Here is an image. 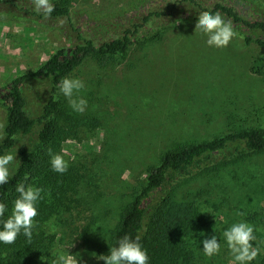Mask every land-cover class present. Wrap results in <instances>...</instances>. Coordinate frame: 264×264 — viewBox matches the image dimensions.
Here are the masks:
<instances>
[{"label":"rangeland","instance_id":"374dc122","mask_svg":"<svg viewBox=\"0 0 264 264\" xmlns=\"http://www.w3.org/2000/svg\"><path fill=\"white\" fill-rule=\"evenodd\" d=\"M197 1L207 7L222 2L251 20H264V0ZM68 3V17L45 18L34 11L32 0H0V124L5 134V86L14 76L37 69L58 48H72L79 34L101 44L139 26L124 59L88 58L69 76L84 81L79 96L88 104L83 114L73 111L58 90L55 117L65 135L59 154L81 177L64 201L60 192L50 195L49 202L56 203L49 219L34 221L48 246L36 264H54L59 256L77 264H105L96 257L107 255L124 206L165 152L241 129H264V74L252 69L264 58V44L256 41L264 39V32L221 13L237 35L227 47L216 48L195 30L197 8L185 0ZM154 11L164 14L149 16ZM51 86L48 78L24 82L26 109L33 118L42 114ZM40 128L36 122L30 133L19 134L7 153L16 152L20 162L19 146L34 152ZM207 166L214 168L201 171ZM168 194L202 213L203 225L190 241L194 257L187 264H233L222 234L241 221L255 226L253 243L261 250L250 264L264 256V152L239 146L207 156L170 173L148 205ZM213 235L221 251L209 258L202 241Z\"/></svg>","mask_w":264,"mask_h":264},{"label":"trees","instance_id":"16d2710c","mask_svg":"<svg viewBox=\"0 0 264 264\" xmlns=\"http://www.w3.org/2000/svg\"><path fill=\"white\" fill-rule=\"evenodd\" d=\"M195 5L197 17L203 11L222 13L233 21L248 27L257 28L264 32V20H251L242 15L234 6L216 2L214 6L207 7L197 0H185ZM52 17H68L70 7L68 0L54 2ZM175 3L171 8H175ZM164 12L154 11L149 14L161 16ZM149 16L144 19L147 21ZM128 28L122 36L96 44L91 38L79 34L80 42L72 48H58L37 69L14 76L5 86V99L8 103L7 124L5 138L0 142V155L6 154L17 142L19 134L30 133L36 122L41 124L38 132L39 146L30 152L26 146H19V166L9 182L0 185V202H4L7 210L3 218L11 215L13 201L19 195L15 188L23 181L25 173L29 175L28 183L41 187L44 198L37 204L38 216L35 221H45L53 214L56 202H49L50 195L61 193L62 201L66 194L76 190L80 181L71 167L63 174L53 171L50 163L48 148L54 154H59L62 139L65 137L63 128L55 117L60 113V101L56 94L59 82L64 77H69L88 58H102L105 56H120L124 59L133 36L139 30ZM250 41V38H247ZM256 41L264 44V39ZM252 69L264 74V58L254 62ZM29 78H48L51 81V94L43 108L42 114L33 118L27 111V98L24 94L23 84ZM94 120H86V123ZM16 137L13 139L12 137ZM243 146L255 153L264 152V129L247 128L229 132L221 136L189 143L176 149L165 152L160 162L148 170L145 184L133 194L131 201L125 206L120 215L119 222L110 233L107 255L110 248L118 246L119 240L129 235L141 237V245L147 251L149 264H187L194 257L190 246L191 237L202 227V213L186 201H181L168 194L159 199L151 208L148 205L154 194L165 184L167 177L172 172L182 171L185 168L199 164L207 156L219 154L229 148ZM213 166H207L201 171H209ZM58 201V200H56ZM52 214V215H51ZM3 225L0 224V229ZM33 235L29 243L21 233L14 244L0 243V264H36V256L47 250L42 233L33 228ZM255 264H264V256L255 261Z\"/></svg>","mask_w":264,"mask_h":264},{"label":"clouds","instance_id":"9594fccd","mask_svg":"<svg viewBox=\"0 0 264 264\" xmlns=\"http://www.w3.org/2000/svg\"><path fill=\"white\" fill-rule=\"evenodd\" d=\"M34 11L42 13L45 18L51 16L54 11V5L51 0H32ZM200 30L207 38V44L216 48H224L229 45L232 39L237 35L234 26L230 20H226L221 13H211L203 11L198 15L195 24V30ZM60 92L67 98L73 111L83 114L87 108L88 101L79 96L81 90L85 88L84 81L79 78L64 77L59 82ZM4 125L0 124V141L5 138L3 132ZM15 139L16 137H12ZM50 156V163L53 171L63 174L68 170L69 163L61 154H54L51 148L47 149ZM19 166V161L15 154L9 152L0 155V185L7 184L14 175L16 168L10 166ZM29 175L25 173L23 181L17 184L15 191L19 194L13 201L11 215L7 219H0L3 225L0 229V243L14 244L17 237L23 233L28 242H31L33 228L35 227V218L38 216L37 204L44 198V190L34 184L28 183ZM7 206L0 202V218L4 217ZM240 215H243L242 213ZM255 226L241 221L232 224L226 229L222 236L226 241L227 248L233 258V264H250L261 254L259 246H254L257 237L255 235ZM141 237L135 238L129 235L123 236L118 246L110 248L108 255H99L96 258L103 260L105 264H149L147 251L141 245ZM203 253L211 258L218 255L221 251V242L213 235L211 238H205L202 241ZM54 264H77L64 256H59Z\"/></svg>","mask_w":264,"mask_h":264}]
</instances>
